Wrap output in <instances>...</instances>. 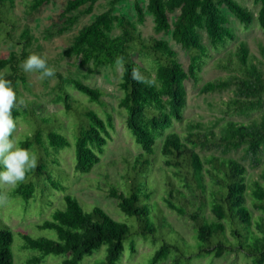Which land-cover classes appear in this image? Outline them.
Masks as SVG:
<instances>
[{"label":"trees","instance_id":"obj_1","mask_svg":"<svg viewBox=\"0 0 264 264\" xmlns=\"http://www.w3.org/2000/svg\"><path fill=\"white\" fill-rule=\"evenodd\" d=\"M54 1L31 0L28 8L32 12ZM99 1H105L107 9L94 15L79 29L62 53L66 57L79 58L80 66L91 65L94 68H113L118 60H123L118 82L121 92L118 106L124 110L125 125L142 151L134 157L122 178L126 193L117 186H111L109 196L116 200L123 213L134 217L136 226L132 229L125 222L113 219L97 205L85 211L76 197L65 193L67 187L60 179L56 154L70 142L56 129L53 115L40 116L25 102L26 107L14 108L12 114L15 120L22 117L32 125L31 133L19 141V146L34 150L38 166L29 171L25 182L13 187L9 195L19 196L28 203L35 198L38 189L41 194L53 190L65 193L64 208L53 209L50 219L37 224L39 229L54 231L56 239L21 233L22 247L39 251L38 255L28 258L26 264H38L48 254L62 255L58 264H78L102 246L106 251L103 264H116L121 260L124 241L134 235L149 238L153 243L161 240L148 262L160 264L180 249V241L189 243L171 226L158 207L155 210L157 204L150 202L153 190L147 183V174L158 139H161L159 153L163 163L177 179L175 182L167 175L163 201L170 209L192 220L193 238L198 242L193 253L220 257L225 253L238 252L250 258L249 264H264V183L257 179L247 182L245 166L234 158L214 154L200 156L195 151L196 146L236 147L247 143L248 150L255 154L264 145V117L252 124L228 121L221 137L213 131L188 132L186 135L175 131L166 133L174 122L184 119L187 105L185 81L198 83L204 65L212 57L211 51L220 50L235 38L226 12L249 26L254 20L252 11L237 0H147L145 6L136 0L135 15L129 17L116 13V6L124 0H67L61 14L67 16L65 25L58 33L71 28L80 15L90 14ZM252 1L258 6L255 19L264 27V0ZM13 5L14 0H0V40L10 38V31L16 25L10 12ZM146 12L153 18L155 33L170 34L173 41L187 52L186 68L167 40L141 35L138 23L145 21ZM114 28L118 29L115 36L112 35ZM31 40L29 30L24 29L16 42L21 45V50L11 49L6 56L0 57V74H5V78L12 81L18 101L21 99L18 87L26 82L21 65L32 54L29 50ZM132 53L149 58L151 62L138 63ZM234 55L235 61L228 58L227 61L216 62V66L228 71L229 75L204 82L200 92L220 91L235 85L241 97L231 101V112L257 110L264 97V63L253 61L244 42L238 44ZM134 68H139L154 84L148 86L134 81L131 77ZM55 76L58 81L54 101L60 102L64 113L75 119L74 170L81 174L89 173L105 152L110 131L114 128L112 114L107 112L102 118L94 109L82 105L67 89L69 86L84 93L89 102L104 106L103 92L99 88L65 78L59 72ZM205 176L209 177L208 181ZM260 178L264 181V169ZM185 189L192 193L193 201ZM248 197L251 207L247 203ZM205 207L210 209L213 218L204 213ZM251 208L258 213L254 214ZM172 233L176 234V239L167 241L164 235ZM11 244L12 231L0 219V264H14ZM129 247L133 253V239ZM193 253L185 255L181 250L172 259L175 264H180L183 257L190 258Z\"/></svg>","mask_w":264,"mask_h":264},{"label":"rangeland","instance_id":"obj_2","mask_svg":"<svg viewBox=\"0 0 264 264\" xmlns=\"http://www.w3.org/2000/svg\"><path fill=\"white\" fill-rule=\"evenodd\" d=\"M31 0H14L11 8V15L16 20L15 27L10 31V38L0 40V57L6 56L11 49L21 50V45L17 41L24 29H28L31 35V45L29 50L32 53L39 54L47 58L49 66L54 67L65 78H73L84 82L92 87L99 88L103 94L101 99L105 105L101 106L91 103L87 100L84 93L74 90L68 86L69 92L79 99L84 106L94 109L102 118H105L107 112L112 114L114 128L110 131L105 152L101 159L89 173H78L74 170L75 165V119L71 114L64 113V107L60 102H55L57 94L55 85L57 77L39 79V73H26L25 84L18 87L19 97L29 104L37 114L53 115L56 118V129L64 134L70 145L59 150L56 154L61 171V181L67 187L65 193H69L77 198L78 202L85 211H90L93 206H99L106 211L113 219L125 222L132 229L136 226L134 217L123 213L118 207L116 200L109 196L111 186H117L123 189L122 178L132 165L134 157L141 152V148L133 139L131 131L125 125V112L118 106V99L121 92L118 88V82L122 70L116 66L94 68L91 65L80 66L79 58L63 55V50L67 48L74 35L84 25L88 24L101 11L107 9L108 4L105 1H99L94 5L90 14L80 15L71 28L58 33V30L65 25L67 16L61 15L67 0H55L49 4L40 7L38 10L29 11V2ZM136 0H124L116 6V13L124 14L129 17L135 15L134 3ZM145 6L147 0H139ZM252 11L254 20L249 26L240 23L233 15L226 12L230 24L235 31V38L224 45L220 50H212V57L209 58L200 73L201 79L198 83L191 80L185 81L187 90V105L184 109V119L180 122H174V125L166 133L175 131L180 135H186L188 132H210L213 131L221 137L223 129L228 121L243 122L245 124L258 123L264 117V97L261 107L257 110L240 113L231 112V101L234 98H240L238 89L231 85L220 91L201 93V85L209 80L226 78L229 72L216 66V62L227 61L228 58L235 61V51L240 42L246 43L253 61L264 63V27H261L255 16L258 6L252 0H237ZM75 13V12H74ZM138 29L144 38L151 36L165 39L177 51L178 59L186 68L188 63L187 52L173 41L170 34L155 33L153 30V18L149 13H145V21L138 23ZM1 31V30H0ZM118 29L114 28L112 35L115 36ZM204 41L207 39L203 35ZM135 61L141 64L151 62L149 58L142 57L132 53ZM17 129L14 133V139L19 145V141L32 131V125L22 117L16 119ZM161 139H158L155 147V154L151 157L150 170L147 174V183L151 186L153 193L150 196V202L157 204L156 208L163 213L171 226L178 231L189 243L179 242L180 249L176 253L184 251L185 255L196 252L198 242L194 237L192 220L187 215H180L176 211L167 207L163 201L165 195V185L167 175L177 182L169 168L163 163L159 153ZM247 143H242L236 147L211 145L196 146L195 151L200 156L214 154L223 157H231L243 164L247 170L246 181L259 180L260 173L264 169V145H261L254 154L248 150ZM34 153L33 149H28ZM56 175L59 176L57 172ZM208 181L209 177L205 176ZM3 192L9 197V203L0 206V219L8 225L12 231L11 250L14 264H26V260L33 255H38L36 249L23 248V238L21 233H27L32 237L46 236L56 239L54 231L49 229H39L37 224L43 220L51 218V211L55 208H64L63 195L61 191H45L41 194L40 189L36 191L35 198L26 203L19 196H10L13 187L0 185ZM191 201L194 200L192 193L185 189ZM126 193V192H125ZM249 197L247 203L250 206ZM251 207V206H250ZM253 213L257 210L251 208ZM204 213L208 218H213V214L208 207H205ZM166 234L167 241H174L176 234ZM175 236V237H174ZM134 240L135 251H130V241ZM161 240L154 243L152 240L145 239L140 235H134L124 241V251L116 264H148L153 252L159 248ZM182 247V248H181ZM105 246H102L92 255L85 256L78 264H103L105 258ZM172 252L171 257L176 255ZM62 255L48 254L38 264H58ZM172 258H168L160 264H175ZM250 258L243 253L233 252L225 253L220 257L212 255L197 256L195 253L190 258L183 257L180 264H249Z\"/></svg>","mask_w":264,"mask_h":264},{"label":"clouds","instance_id":"obj_3","mask_svg":"<svg viewBox=\"0 0 264 264\" xmlns=\"http://www.w3.org/2000/svg\"><path fill=\"white\" fill-rule=\"evenodd\" d=\"M118 67L123 70V60L117 61ZM26 73H39V79L53 78L56 70L47 63V58L32 53L27 56L21 65ZM131 77L137 83L152 86L154 81L143 75L139 68H134ZM26 107L25 101H18L12 81L0 74V185L16 187L25 182L26 174L38 166L37 156L27 148L20 147L14 139L17 123L13 117V109ZM9 203L6 192L0 193V206Z\"/></svg>","mask_w":264,"mask_h":264}]
</instances>
